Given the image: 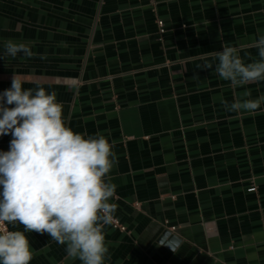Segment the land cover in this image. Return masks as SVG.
<instances>
[{
	"label": "crops",
	"instance_id": "crops-1",
	"mask_svg": "<svg viewBox=\"0 0 264 264\" xmlns=\"http://www.w3.org/2000/svg\"><path fill=\"white\" fill-rule=\"evenodd\" d=\"M260 34L264 0H0V92L16 75L54 92L74 131L115 141L110 202L127 232L105 226L107 264H264V104L221 102L257 99L264 81L232 86L211 54ZM7 39L34 55H5ZM26 235L30 264H80L48 233Z\"/></svg>",
	"mask_w": 264,
	"mask_h": 264
},
{
	"label": "clouds",
	"instance_id": "clouds-1",
	"mask_svg": "<svg viewBox=\"0 0 264 264\" xmlns=\"http://www.w3.org/2000/svg\"><path fill=\"white\" fill-rule=\"evenodd\" d=\"M248 47L258 50V58L246 53L250 62H245L240 51ZM222 48L211 52L220 79L234 87L264 81V34L250 44ZM3 49L12 58L34 55L29 42L7 39ZM202 67L213 69L211 63ZM23 84L14 75L11 87L0 92V136L13 137L10 150L0 152V224L23 226L0 231V264H30L38 252L26 235L31 232L48 233L65 246L67 260L107 264L110 250L104 228L117 212L110 202L116 194L110 175L118 163L115 141L100 133L85 136L74 131L54 92L25 89ZM250 95L246 90L231 104L221 102L230 112H255L264 104V95L247 98Z\"/></svg>",
	"mask_w": 264,
	"mask_h": 264
},
{
	"label": "built area",
	"instance_id": "built-area-1",
	"mask_svg": "<svg viewBox=\"0 0 264 264\" xmlns=\"http://www.w3.org/2000/svg\"><path fill=\"white\" fill-rule=\"evenodd\" d=\"M150 2L152 3V5H156L158 0H150ZM158 26H159V29H160L159 34L162 37L166 33L164 22L163 21H159L158 22ZM112 226L115 229H118V230H120L123 233L127 232L126 227L122 226L116 219H114V221L112 223ZM5 230H10L8 224H6V223L0 224V231H5ZM171 231L175 232L176 228H174V227L171 228Z\"/></svg>",
	"mask_w": 264,
	"mask_h": 264
}]
</instances>
